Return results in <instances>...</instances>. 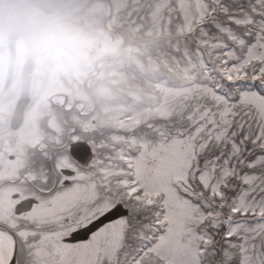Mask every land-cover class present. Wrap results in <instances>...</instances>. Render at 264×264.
<instances>
[{
  "label": "snow or ice",
  "instance_id": "6c2138e0",
  "mask_svg": "<svg viewBox=\"0 0 264 264\" xmlns=\"http://www.w3.org/2000/svg\"><path fill=\"white\" fill-rule=\"evenodd\" d=\"M143 6L163 79L0 121V264H264V0Z\"/></svg>",
  "mask_w": 264,
  "mask_h": 264
},
{
  "label": "rangeland",
  "instance_id": "374dc122",
  "mask_svg": "<svg viewBox=\"0 0 264 264\" xmlns=\"http://www.w3.org/2000/svg\"><path fill=\"white\" fill-rule=\"evenodd\" d=\"M145 12L143 0H0V81L5 35L15 28L18 56L34 57L35 81L49 86L45 94L56 88L75 96L84 85L92 97L97 69L99 83L118 93L110 103L130 102L147 81L163 79L170 71L160 51V37L149 31ZM106 29L114 39L108 52L111 59L102 64L94 39L105 38ZM125 55L128 61L122 58ZM153 64L154 70L142 71L141 66L147 69ZM41 100L45 103L43 95ZM95 102L101 107L102 101Z\"/></svg>",
  "mask_w": 264,
  "mask_h": 264
},
{
  "label": "flooded vegetation",
  "instance_id": "af4514ba",
  "mask_svg": "<svg viewBox=\"0 0 264 264\" xmlns=\"http://www.w3.org/2000/svg\"><path fill=\"white\" fill-rule=\"evenodd\" d=\"M111 43H113V41ZM111 43L108 44V50L111 47L110 46ZM100 58L102 59L104 57L100 56ZM20 62H21V59L19 58L18 53H16V58H15L14 66H13V72H12L11 79L7 84H5L4 77H5L6 64H7V53L5 51L4 65L2 67L3 70L1 71L2 81H0V121L7 122L9 120V117L11 118V120L13 119L12 114H13L18 96L21 92L20 72H21L22 63ZM35 75H36V72H35V67H34L31 72V81H30L29 94H28L29 100L23 111V116L20 118L15 117V119L13 120V121H16L17 123L22 122L25 112L32 110V109H38L39 103H41V105H45L46 103L47 111L53 114H59L61 112L66 111V106H62L59 103V100L65 96H71V95H67L64 92H62L61 89H56V88H53L52 91H48L45 94L44 90L48 89L49 86L47 87L46 83L41 84L39 82H36ZM86 89L88 90L89 87L86 88V86L84 87L82 86L76 89V93H80L83 91L88 94L90 90L87 92ZM42 95L44 96L43 101L45 103H43L42 100L39 101ZM94 95L95 94L92 93V98L94 97ZM94 101L95 100L93 98V102ZM94 104H95V107L99 109V106L96 104V102Z\"/></svg>",
  "mask_w": 264,
  "mask_h": 264
},
{
  "label": "water",
  "instance_id": "95a60500",
  "mask_svg": "<svg viewBox=\"0 0 264 264\" xmlns=\"http://www.w3.org/2000/svg\"><path fill=\"white\" fill-rule=\"evenodd\" d=\"M108 39L111 40V35L108 33ZM17 39V32L15 30H11L8 34H7V45H8V49H9V64H8V76L6 79V82L8 81L9 75L11 73L12 70V66H13V62H14V57H15V42ZM96 47L99 51L101 52H105L107 49V45H106V41H96ZM31 69V61L30 59H28L25 63H24V67H23V77H22V81H23V93L19 99L18 105H17V112L20 115L21 111H22V106L25 104L26 102V90L29 84V75L28 72ZM16 112V113H17Z\"/></svg>",
  "mask_w": 264,
  "mask_h": 264
}]
</instances>
